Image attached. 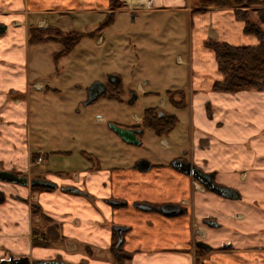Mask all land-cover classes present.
<instances>
[{"label": "crops", "instance_id": "obj_1", "mask_svg": "<svg viewBox=\"0 0 264 264\" xmlns=\"http://www.w3.org/2000/svg\"><path fill=\"white\" fill-rule=\"evenodd\" d=\"M115 3L121 6L114 8ZM122 11L130 12L133 23H138L130 38L135 50L144 54L156 46L174 53V68L164 70L165 82L147 88L152 81L138 79L127 101L133 104L138 93L158 94L156 106L131 113V122L119 125L107 112L108 106H114L108 103L117 101L107 98L108 103L101 101L91 111L90 122L101 126L100 135L75 140L79 158L72 157L70 150H52L53 145L31 134L27 96L33 88L43 89V84L31 80V47L38 43L28 41L29 31L47 25L73 29L78 24L69 15L73 12L114 17ZM163 12L171 13L164 19ZM244 28L233 7H200L199 0L193 6L185 0H148L146 8L135 12L122 0H0V170L57 185L33 189L0 180V262L12 257L75 264L91 261L92 254L113 255L115 239L118 242L115 227H123L116 247L130 258L122 264H264V90L213 89L222 74L209 45L220 41L256 46L258 39ZM104 36L100 31L96 43H103ZM154 58L155 54L147 62ZM141 75L153 78L147 72ZM47 76L50 84L57 80L50 73ZM110 76L117 77L115 83L121 84L123 94V78L112 72L107 82ZM86 96L76 107L92 104L83 105ZM124 102L121 98L118 103ZM167 103L179 112H163ZM148 108L159 110V117L174 118L168 133L136 127ZM185 118L183 139L174 129ZM110 124L139 129V143L125 142ZM62 142L60 138L55 144ZM142 145L145 152L129 147ZM39 156L42 161L37 164ZM176 159L211 173L214 183L235 191V198L205 189L171 165ZM138 161L148 166L140 168ZM67 164L69 173L64 175ZM138 204H175L183 211L168 216L139 209ZM32 208L41 215L40 222L45 217L57 225L59 242L33 245L32 229L39 224Z\"/></svg>", "mask_w": 264, "mask_h": 264}, {"label": "rangeland", "instance_id": "obj_2", "mask_svg": "<svg viewBox=\"0 0 264 264\" xmlns=\"http://www.w3.org/2000/svg\"><path fill=\"white\" fill-rule=\"evenodd\" d=\"M189 3L193 6L197 3V0H185V4L189 5ZM170 13L163 12V16L161 15L160 18L165 19ZM69 15L74 17L78 22L73 29L69 30L84 33L83 37L71 51L64 55L57 54L61 45L53 41L41 42L31 47V80L32 82H41L43 89L36 90L33 88L27 97L30 106L31 134L37 137V139L50 143L51 146L53 145L51 147L53 148L52 150H70L72 157L79 158L80 147L79 145L75 146V140L78 137L86 138L100 135L101 126L99 124L95 126L90 122L91 111L96 107L95 105L103 102L108 103L107 98L99 96L97 98L99 99L98 103L93 101L90 104L91 106L76 107L78 100L86 96L90 85L96 80L107 82L108 75L112 72L119 74L123 78L124 93L121 95V98L125 102L123 105L118 102L108 103L114 106L112 108L108 106L107 112L113 118L112 122L116 124L119 123L120 125L131 122V113L140 114L144 108L156 106V101H158V94L148 93L143 95L138 93V100L133 104H128L127 101L131 96V90H134L135 81L138 79L142 82L151 80L152 83L147 85V88L151 87V85L158 86L165 82L164 70L166 68H174L172 62L174 53L166 54L164 51L161 52L162 49L159 48L158 50L156 46L155 48L153 47L154 49L150 47V51L146 50L144 54L143 51L135 50L130 38L132 32L138 27V23H133L130 12L122 11L114 13L113 21L101 30L97 29L104 18H106V13L73 12ZM246 17L250 22L257 23L264 30V24L257 21L256 12L252 8L249 9ZM185 23H188L187 20ZM62 31L67 32L68 30L62 29ZM100 31L101 33L102 31L105 32V40L103 43L97 44L96 36ZM89 33L93 34L89 35ZM163 47L164 44H162ZM154 54V61L149 64L147 62L148 57L152 58ZM143 58L145 61H143ZM144 72L151 74L153 78L141 75ZM49 73L55 77L57 76V80L53 81L52 84L47 81ZM54 88L59 89L60 92L54 94L52 91ZM164 96L168 98L167 93H164ZM102 110L104 111L105 109L102 108ZM162 110L165 113L179 112L169 103ZM103 111H100L102 113L98 114H104L105 112L103 113ZM186 129L185 118L179 120L174 131L176 135L185 139ZM107 131L109 135L118 139L112 131L109 129ZM145 133L150 134L152 132L145 131ZM60 138L64 139L65 143L55 144V141ZM129 147L133 151H146L143 145ZM153 148L156 147L154 146ZM113 149V151H118L116 147ZM66 157L69 156L66 155ZM67 169L68 164L63 169L64 175L69 173ZM32 213L35 214L37 223L40 224L41 215L33 208ZM88 256L91 258V261H81L75 264H122L111 253Z\"/></svg>", "mask_w": 264, "mask_h": 264}, {"label": "trees", "instance_id": "obj_3", "mask_svg": "<svg viewBox=\"0 0 264 264\" xmlns=\"http://www.w3.org/2000/svg\"><path fill=\"white\" fill-rule=\"evenodd\" d=\"M199 5L200 7H233L236 17L245 22L244 32L252 34L258 39L256 46H233L225 42L209 41V45L215 53L218 70L222 74V79L214 83L213 89L227 92H236L242 89L264 90V30L246 17L249 9L252 8L256 12L257 21L264 24V0H199ZM120 6L117 3L113 4L114 8ZM112 15V13L106 14V18L97 30L109 25L113 20ZM91 34L93 33H89V35ZM83 35L84 33L75 30L64 32L59 27L47 25L40 30L31 29L28 41L30 43L55 41L61 45L57 54L64 55L73 49ZM106 88L102 97L117 102L121 101L122 87L120 83L107 82ZM156 111V108L145 109L141 123L136 127L151 129L159 135L168 133L174 124V118L159 117ZM85 155L95 161L92 155L88 153ZM32 235L34 237L33 245L49 246L61 240L57 225L45 217L42 218L38 226L33 227ZM38 236H42V242L35 240ZM116 243L115 239L111 252L119 263H123L130 258V254L122 251L120 246L116 247Z\"/></svg>", "mask_w": 264, "mask_h": 264}, {"label": "water", "instance_id": "obj_4", "mask_svg": "<svg viewBox=\"0 0 264 264\" xmlns=\"http://www.w3.org/2000/svg\"><path fill=\"white\" fill-rule=\"evenodd\" d=\"M116 76H110L109 81L114 83L116 82ZM106 91V85L101 81H94L87 90V96L83 105H87L95 101L99 96L104 94ZM122 140L130 144H138L136 133L140 132L139 130H131L118 126L116 124H110L109 126ZM171 165L181 171L182 173L191 176L195 179L202 187L205 189L214 192L218 195H221L225 198H235V191L217 185L212 179L211 173H204L199 168L192 165L190 162L176 159L172 161ZM137 166L140 168H146L148 164L145 161H138ZM0 180L11 182L21 186H27L28 184L31 187H43V188H56L57 185L53 182L43 180V179H30L26 176L19 175L9 171L0 170ZM67 191H77L74 188H66ZM3 198L2 193L0 192V200ZM137 208L145 211H157L162 215L176 216L182 213L183 209L179 205L175 204H164L159 207H153L149 205H136ZM118 237L117 245L121 242V231L124 230L123 227H115ZM0 264H73L71 262L62 261V260H32L29 261L28 258H9L7 260H2Z\"/></svg>", "mask_w": 264, "mask_h": 264}, {"label": "built area", "instance_id": "obj_5", "mask_svg": "<svg viewBox=\"0 0 264 264\" xmlns=\"http://www.w3.org/2000/svg\"><path fill=\"white\" fill-rule=\"evenodd\" d=\"M129 10L135 11L146 8L147 0H123ZM41 161V158H38Z\"/></svg>", "mask_w": 264, "mask_h": 264}, {"label": "flooded vegetation", "instance_id": "obj_6", "mask_svg": "<svg viewBox=\"0 0 264 264\" xmlns=\"http://www.w3.org/2000/svg\"><path fill=\"white\" fill-rule=\"evenodd\" d=\"M107 89V88H106ZM106 92V91H105ZM156 114L161 115V112L159 110L156 111Z\"/></svg>", "mask_w": 264, "mask_h": 264}]
</instances>
